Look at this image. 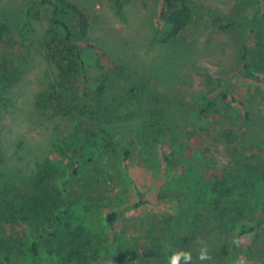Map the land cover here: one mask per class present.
I'll return each instance as SVG.
<instances>
[{"label":"rangeland","instance_id":"1","mask_svg":"<svg viewBox=\"0 0 264 264\" xmlns=\"http://www.w3.org/2000/svg\"><path fill=\"white\" fill-rule=\"evenodd\" d=\"M29 1L32 0H0V9L11 8V15L17 18L21 6ZM71 1L89 17V39L117 65L131 71L133 76L144 77L147 84L162 97L166 113L153 122L162 126L167 141L163 145L155 143L153 138L158 135L152 131L151 137H145L143 130L150 123L132 124L128 128L111 127L118 142L115 154L97 153L100 157L98 161L112 164L107 185L110 188L106 190L108 197L102 204L107 203L110 210L121 211L140 200L137 190L144 195L146 203L126 214L123 221L111 228L105 223L102 208L91 213L83 204L75 206L72 221L85 222L86 228L99 233V243L80 262L52 256L44 249L37 259L32 258L27 249L30 242H24L29 230L21 224L7 225V235L23 243L18 251L19 248L26 250V254L20 252L13 262L121 264L113 250L108 253L114 232L123 231L129 238L143 239L148 235L149 223H153L157 229L156 236L163 240V244L173 240L172 249L191 253L190 264H264V253L255 248L253 233L244 235L238 241V247L232 248L238 231L245 223L255 226L254 220H229L230 225L223 231L230 241L231 251L223 257L219 254L217 222L206 215L203 223H198L197 235H190L182 227V224L188 227L189 215H184L186 209L181 208L183 202L189 201L191 205L198 197V208L207 211L208 205L202 198L207 192V183L214 174H221L230 161L229 147L221 137L222 131L228 127L234 126L240 136V145L250 155L257 154V159H253L251 164L263 166L264 172V84L245 79L241 74V57L246 53L251 69L264 77V0H195L201 8L200 25L173 39H169V25L160 20L162 0ZM47 30L45 13L39 16L34 12L26 35L22 36L19 29L15 34L19 41L18 51L28 64L23 84L11 92L12 96L19 98L16 102L18 109H27V98L43 91L49 77L54 79L43 48ZM84 56L87 70L93 73L97 59L95 52L86 50ZM113 77L118 87L124 86L118 75ZM226 85H231L229 92L237 101L229 98L220 103V112L201 116V98L214 95ZM28 115L19 116L18 110L15 116L20 122L14 124L9 120L14 115H5L8 119L2 122L0 135H5L8 155L16 138L36 146L38 150L34 156H41L49 149L53 129L47 124L34 125ZM110 141L111 138L107 142ZM126 147L129 154L125 158ZM26 150L22 151L25 153ZM172 151L178 162L169 164L167 168L165 158L171 156ZM87 169L93 172L95 166L89 164ZM230 171L233 177L240 176L237 167ZM83 185H80L79 193L86 195L89 201L92 194ZM260 191L261 185L256 183L251 205L261 200L259 210L264 206L263 189ZM161 192L180 196L162 200L159 198ZM245 193L239 189L237 199H244ZM166 216L172 219L168 220ZM205 246L210 258L201 261L198 257ZM158 254L156 250L149 263L136 260L133 264H156ZM180 264H184L183 259Z\"/></svg>","mask_w":264,"mask_h":264},{"label":"trees","instance_id":"2","mask_svg":"<svg viewBox=\"0 0 264 264\" xmlns=\"http://www.w3.org/2000/svg\"><path fill=\"white\" fill-rule=\"evenodd\" d=\"M21 7L17 18L11 15V8L0 9V132L3 131L2 122L8 119L6 114L14 115L9 119L12 124L20 122L15 116L18 110L19 116L29 113V120L34 125L47 124L53 132L50 147L41 156H34L38 148L22 138H16L8 155L5 135H0V264H18L13 261L20 252L26 254L24 248L17 249L22 241L7 235L6 226L10 224H21L29 230L24 242H30L27 249L32 258L37 259L44 249L52 256L80 262L99 243V233L86 228L85 222L72 221L75 206L83 204L91 213L102 208L103 213H100L111 228L123 221L126 214L146 203L144 195L137 190L140 200L121 211L110 210L107 203L102 204L108 197L106 190L110 188L107 185L112 164L98 161L97 153L115 154L118 142L111 127L128 128L132 124L150 123V128L143 130V134L147 138L151 137V131L157 133L153 141L163 145L167 136L162 126H156L153 120L166 112L162 97L144 77L133 76L131 71L117 65L89 39V17L77 4L71 0H32ZM34 12L39 16L45 13L48 19L43 48L54 79L49 77L43 91L27 98V109H18L19 98L11 92L23 84L28 64L18 51L19 41L15 34L19 29L22 36L26 35ZM159 13L160 20L170 27L169 39L199 26L202 19L201 8L195 0H162ZM86 50H93L97 56L93 73L87 70ZM241 65L243 78L264 84V77L251 69L248 54H242ZM114 75L123 80L124 86H117ZM230 86L222 87L214 95H204L200 115L220 112V103L229 98L237 101L229 92ZM221 137L229 147L230 161L221 174H214L207 183V192L202 196L208 205L207 211L198 208V197L191 205L189 201L182 203V210L186 209L184 215H189L188 227L182 224L183 230L197 235L198 223L209 215L217 222L219 254L226 257L231 244L223 230L230 225L229 220L251 219L256 225L245 223L232 248L238 247V241L244 235L253 233L255 248L264 253V206L258 209L261 200L251 205L256 183H260L264 194L263 166L251 164L257 154L250 155L240 145V136L234 126L222 131ZM109 138L111 141L107 142ZM127 148L123 154L125 158L129 154ZM171 156L165 158L167 168L178 162L174 151ZM89 164L95 166L93 172L87 169ZM233 167L239 170V177H233L230 171ZM83 184L92 194L89 201L86 195L79 193ZM239 189L246 191L244 199H237ZM179 196L159 194L162 200ZM166 218L172 219L171 216ZM149 224L148 235L143 239L129 238L123 231L114 232L108 253L113 250L121 264H133L136 260L149 263L150 256L157 250L156 264H168L169 258L177 252L172 249L175 241H164L163 244L156 236L155 225ZM164 247L167 250H162Z\"/></svg>","mask_w":264,"mask_h":264},{"label":"clouds","instance_id":"3","mask_svg":"<svg viewBox=\"0 0 264 264\" xmlns=\"http://www.w3.org/2000/svg\"><path fill=\"white\" fill-rule=\"evenodd\" d=\"M198 258L201 261H206L210 258L209 254H208V249L206 246L201 248ZM181 259H183L184 264H190V262L192 260V255L190 252H186V251L175 252L169 258L168 264H180Z\"/></svg>","mask_w":264,"mask_h":264}]
</instances>
